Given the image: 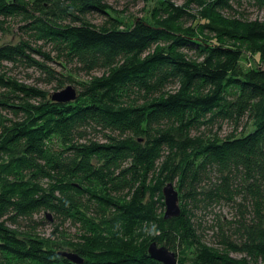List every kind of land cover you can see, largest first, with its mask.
<instances>
[{"label":"trees","instance_id":"obj_1","mask_svg":"<svg viewBox=\"0 0 264 264\" xmlns=\"http://www.w3.org/2000/svg\"><path fill=\"white\" fill-rule=\"evenodd\" d=\"M252 3L264 8L166 0L122 27L86 21L104 0H0V33L21 30L0 42V264H78L65 251L163 264L154 241L179 264H264V23L235 16ZM20 69L56 90L76 83L77 99L54 100ZM170 182L181 214L165 219ZM222 202L240 217L208 243L202 213ZM153 222L156 240L142 235Z\"/></svg>","mask_w":264,"mask_h":264},{"label":"rangeland","instance_id":"obj_2","mask_svg":"<svg viewBox=\"0 0 264 264\" xmlns=\"http://www.w3.org/2000/svg\"><path fill=\"white\" fill-rule=\"evenodd\" d=\"M105 3L108 6L107 14L106 13H92L89 14L86 18V21L90 24L94 25H102L105 21H107L110 18V15L113 17H116L122 21V27H125L132 23L134 19L136 18H145L148 19L151 17L152 10L159 6L163 1L166 0H104ZM171 3H174L178 6H182L185 3V0H168ZM238 14L235 16L238 18H243L245 20L249 21H259L264 23V8H260L257 5L245 4L243 7H237ZM17 24L15 26L11 27V31L6 33H0V42L1 43H7V42H17L19 40V37L21 36V30L19 29L20 21L16 22ZM259 60V57L256 56L254 59L250 57V55L247 53L243 57V65L245 67H251L255 65V61L257 62ZM56 66V65H52ZM20 77L25 79L27 84H34L37 83L40 86H43L50 90L51 92H57L60 91L54 89L52 86L45 85L44 82H41L38 80L39 73L35 72L33 69H20ZM95 75L92 77L99 76L100 72H94ZM78 78L81 79H91L88 78L86 75H78ZM73 85L78 89V86L74 82H69L65 85L64 88ZM252 127L249 126L248 130ZM230 131H232V124L224 123L222 126L221 133L222 134H228ZM237 202H240V197H237ZM165 213V211H164ZM240 210L238 207V203L233 202H222L220 204H217L211 210H209L207 213H202V219L203 224L205 226H213V228L206 229L205 231V241L208 243H214L217 242L218 237H215V234L219 231V224H226V226H230L229 222H236L235 220L239 219L240 217ZM51 218V217H50ZM236 225V224H235ZM73 229V228H72ZM178 253V259L183 258L185 255L180 252V250L175 249L172 250ZM193 250H190L188 254H192ZM182 256V257H181ZM232 256H238L236 253H232ZM184 258H187L185 256Z\"/></svg>","mask_w":264,"mask_h":264},{"label":"water","instance_id":"obj_3","mask_svg":"<svg viewBox=\"0 0 264 264\" xmlns=\"http://www.w3.org/2000/svg\"><path fill=\"white\" fill-rule=\"evenodd\" d=\"M52 98L58 102H71L77 99L76 89L70 85L63 90L57 91L53 94ZM163 195L165 198V219H171L181 214L180 195L175 185L170 182L163 188ZM50 218V217H49ZM149 256L163 264H179L178 253L172 251L165 244H158L156 241L152 242L148 248ZM63 256L67 257L74 263L81 264L83 259L74 252H62Z\"/></svg>","mask_w":264,"mask_h":264},{"label":"clouds","instance_id":"obj_4","mask_svg":"<svg viewBox=\"0 0 264 264\" xmlns=\"http://www.w3.org/2000/svg\"><path fill=\"white\" fill-rule=\"evenodd\" d=\"M113 231L116 232L118 237H122L124 235L123 227L120 222H116V224L113 227ZM142 235L144 237H150L153 240H156L161 235V231L159 229V226L156 223H152L151 226H145L142 229Z\"/></svg>","mask_w":264,"mask_h":264}]
</instances>
